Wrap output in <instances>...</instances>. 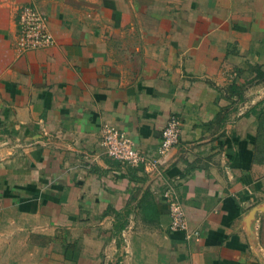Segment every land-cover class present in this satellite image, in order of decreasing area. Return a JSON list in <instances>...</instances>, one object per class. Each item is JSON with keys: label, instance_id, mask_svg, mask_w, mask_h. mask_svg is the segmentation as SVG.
<instances>
[{"label": "crops", "instance_id": "crops-1", "mask_svg": "<svg viewBox=\"0 0 264 264\" xmlns=\"http://www.w3.org/2000/svg\"><path fill=\"white\" fill-rule=\"evenodd\" d=\"M29 4L55 43L25 52ZM256 65L264 0H0V264H264ZM172 113L159 173L105 153L114 125L157 157Z\"/></svg>", "mask_w": 264, "mask_h": 264}, {"label": "built area", "instance_id": "built-area-1", "mask_svg": "<svg viewBox=\"0 0 264 264\" xmlns=\"http://www.w3.org/2000/svg\"><path fill=\"white\" fill-rule=\"evenodd\" d=\"M19 51H30L45 48L55 43L54 35L49 28L48 17L45 11L34 4L21 7L17 12ZM102 145L107 156L130 166H142L149 174H157L164 163L169 151L178 145L181 135V118L172 113L162 128V140L159 155L148 157L139 149L129 134L114 125H104L100 129ZM172 187H168L165 195L171 200V228L174 230L188 229V219L183 204L173 196Z\"/></svg>", "mask_w": 264, "mask_h": 264}, {"label": "trees", "instance_id": "trees-1", "mask_svg": "<svg viewBox=\"0 0 264 264\" xmlns=\"http://www.w3.org/2000/svg\"><path fill=\"white\" fill-rule=\"evenodd\" d=\"M255 72H256V76L255 78L258 80V81H261L264 79V65H256V67H254L253 69ZM235 90H237L235 88V86H233ZM239 94H241L240 90H239ZM139 169L143 170V167L140 166Z\"/></svg>", "mask_w": 264, "mask_h": 264}, {"label": "rangeland", "instance_id": "rangeland-1", "mask_svg": "<svg viewBox=\"0 0 264 264\" xmlns=\"http://www.w3.org/2000/svg\"><path fill=\"white\" fill-rule=\"evenodd\" d=\"M254 67H256V66H254ZM253 67V68H254ZM253 70V69H252ZM253 72H255L254 70H253ZM255 74V76H256V72L254 73ZM252 82H254V81H252ZM246 85V84H245ZM246 90V89H245ZM257 94V93H256ZM241 97H242V94H241ZM263 109V108H262Z\"/></svg>", "mask_w": 264, "mask_h": 264}]
</instances>
